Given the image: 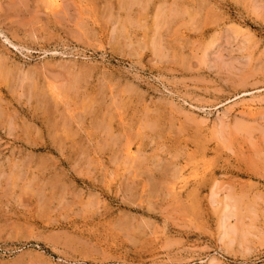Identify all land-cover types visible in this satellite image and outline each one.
I'll list each match as a JSON object with an SVG mask.
<instances>
[{
  "label": "rangeland",
  "instance_id": "rangeland-1",
  "mask_svg": "<svg viewBox=\"0 0 264 264\" xmlns=\"http://www.w3.org/2000/svg\"><path fill=\"white\" fill-rule=\"evenodd\" d=\"M0 264H264V0H0Z\"/></svg>",
  "mask_w": 264,
  "mask_h": 264
},
{
  "label": "bare ground",
  "instance_id": "bare-ground-1",
  "mask_svg": "<svg viewBox=\"0 0 264 264\" xmlns=\"http://www.w3.org/2000/svg\"><path fill=\"white\" fill-rule=\"evenodd\" d=\"M18 2V1H17ZM23 2V1H22ZM54 2V1H53ZM50 3H51V1H50ZM56 3H58V2H56ZM29 8V7H28ZM165 11V10H164ZM163 14V13H162ZM160 47V46H159ZM50 73V72H49ZM5 74V73H4ZM72 82V81H71ZM28 83V82H27ZM20 87V86H19ZM32 89V88H31ZM60 90V89H59ZM41 95V94H40ZM69 95V94H68ZM35 96H36V94H35ZM68 113V112H67ZM79 113V112H78ZM202 123V122H201ZM238 128V127H237ZM245 128V127H244ZM229 129V128H228ZM248 129V128H247ZM251 136H252V134H251ZM215 139V138H214ZM135 153V152H134ZM236 201V200H235Z\"/></svg>",
  "mask_w": 264,
  "mask_h": 264
}]
</instances>
